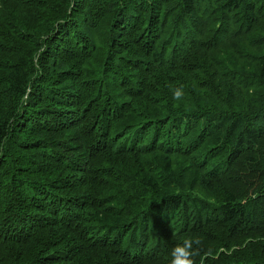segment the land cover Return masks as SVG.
I'll list each match as a JSON object with an SVG mask.
<instances>
[{"label":"trees","instance_id":"1","mask_svg":"<svg viewBox=\"0 0 264 264\" xmlns=\"http://www.w3.org/2000/svg\"><path fill=\"white\" fill-rule=\"evenodd\" d=\"M186 240L264 264V0H0V264Z\"/></svg>","mask_w":264,"mask_h":264},{"label":"clouds","instance_id":"2","mask_svg":"<svg viewBox=\"0 0 264 264\" xmlns=\"http://www.w3.org/2000/svg\"><path fill=\"white\" fill-rule=\"evenodd\" d=\"M191 248V242L187 240L183 244L175 246L171 252V264H193V260L191 259L193 252Z\"/></svg>","mask_w":264,"mask_h":264},{"label":"bare ground","instance_id":"3","mask_svg":"<svg viewBox=\"0 0 264 264\" xmlns=\"http://www.w3.org/2000/svg\"><path fill=\"white\" fill-rule=\"evenodd\" d=\"M151 10V9H150ZM164 12V11H163ZM151 13V12H150ZM173 13V12H172ZM147 16H148V14H146ZM167 15V14H166ZM149 16H151V15H149ZM155 16V15H154ZM160 16V15H159ZM175 16H177V15H175ZM151 18V17H150ZM148 19H149V17H148ZM147 19V20H148ZM160 19V18H159ZM171 20V19H170ZM172 21V20H171ZM149 22V21H148ZM177 22V21H176ZM170 23V22H169ZM170 25H172V24H170ZM171 29H172V27H171ZM176 29V28H175ZM177 32V31H176ZM169 34H170V32H169ZM263 107V106H262ZM240 113V112H239ZM246 117V116H245ZM246 125V124H245ZM76 127V126H75ZM69 131V130H68ZM164 184V183H163ZM101 208V207H100ZM108 211V210H107ZM73 227V226H72ZM107 234V233H106ZM96 237V236H95ZM84 242V241H83Z\"/></svg>","mask_w":264,"mask_h":264}]
</instances>
